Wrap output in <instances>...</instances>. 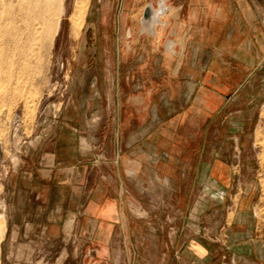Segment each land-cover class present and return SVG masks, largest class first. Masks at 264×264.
Returning <instances> with one entry per match:
<instances>
[{"label": "crops", "instance_id": "crops-1", "mask_svg": "<svg viewBox=\"0 0 264 264\" xmlns=\"http://www.w3.org/2000/svg\"><path fill=\"white\" fill-rule=\"evenodd\" d=\"M141 1L130 7L121 0L112 24L113 111L105 117L104 106L99 110L114 124L108 175L85 171L77 131L71 128L67 147L61 133L60 146L42 157L60 205L50 208L51 196L34 193L40 221L29 219L31 206L26 227L44 220L47 229L76 226L99 255L145 251L148 264H216L217 246L201 245V235H226L230 242L219 250L264 264V165L256 142L264 111V0H166L153 31H143L141 19L160 0L139 7ZM212 184L225 195L223 214L196 211L201 188ZM129 204L145 216L132 214Z\"/></svg>", "mask_w": 264, "mask_h": 264}, {"label": "rangeland", "instance_id": "rangeland-1", "mask_svg": "<svg viewBox=\"0 0 264 264\" xmlns=\"http://www.w3.org/2000/svg\"><path fill=\"white\" fill-rule=\"evenodd\" d=\"M120 1L0 0V264L152 262L150 252L145 251H122L121 256L119 252L109 251L105 256L99 255L95 250L97 244H86L76 226L64 229L61 224L47 229L44 223L48 220H44L36 227H26V211L38 204L34 193L51 196L54 202L49 203L50 208L60 205L56 200L62 196L61 192L55 184L46 181L54 175L49 166L42 163V157L48 159L45 153L56 143L60 146L61 133L66 132L62 143L67 147L73 143L71 128L77 131L78 149L88 160L85 171L101 176L103 173L107 176L110 171L109 149L114 124L102 119L99 110L104 106L105 117L113 111L110 101L113 102L115 94L112 90L115 86L113 56L117 45L112 24L118 16ZM132 2L134 0H127L126 4L132 7ZM144 3L143 0L138 6ZM47 25L50 35L47 31L45 34L43 28ZM256 142L264 165V111ZM240 164L241 155L236 152V171ZM259 173L260 188L264 190V169ZM37 183L42 187L36 188ZM224 196L214 184L202 187L196 211L209 208L223 214L227 205ZM128 209L138 218L145 216L144 210L134 209L131 204ZM28 211L30 220L40 221L36 207ZM47 211L50 215L51 210ZM54 215L60 224L62 212L55 211ZM172 232L169 237L174 238L176 231ZM229 239L226 235L214 238L202 234L201 245L213 242L217 246L218 250L212 252L216 264H256L255 259L243 256V252L219 250L224 249ZM115 240L118 244L119 234ZM127 242L131 246L132 240L128 238Z\"/></svg>", "mask_w": 264, "mask_h": 264}, {"label": "water", "instance_id": "water-1", "mask_svg": "<svg viewBox=\"0 0 264 264\" xmlns=\"http://www.w3.org/2000/svg\"><path fill=\"white\" fill-rule=\"evenodd\" d=\"M167 11L166 0H160L156 7L148 4L143 12L141 26L143 31H153L155 25L159 23L160 16Z\"/></svg>", "mask_w": 264, "mask_h": 264}, {"label": "bare ground", "instance_id": "bare-ground-1", "mask_svg": "<svg viewBox=\"0 0 264 264\" xmlns=\"http://www.w3.org/2000/svg\"><path fill=\"white\" fill-rule=\"evenodd\" d=\"M80 2H81V0H80ZM82 3H83V2H82ZM78 4H79V3H78ZM84 4H85V3H84ZM77 8H79V7H77ZM79 9H80V8H79ZM82 11H83V10H82ZM84 11H86V9H84ZM80 12H81V10H80ZM80 12H79V14L82 15V13H80ZM84 13H85V12H84ZM41 15H42V14H41ZM74 15H75V14H74ZM77 15H78V14H77ZM84 15H85V14H84ZM48 16H49V15H48ZM78 17H79V15H78ZM83 17H84V16H83ZM42 18H43V17H42ZM42 18H41V19H42ZM44 18H45V17H44ZM44 18H43V19H44ZM47 19H49V18H47ZM73 19L76 20L77 17H76V18H73ZM73 19H72V20H73ZM35 20H36V19H35ZM36 21H37V20H36ZM36 21H35V22H36ZM38 21H39V20H38ZM38 21H37V22H38ZM44 21H45V20H44ZM49 21H51V19H50ZM49 21H48V22H49ZM80 21H81V20H80ZM80 21H78V22H80ZM41 22H42L43 25H46L43 21H41ZM41 22H40V23H41ZM48 22H47V23H48ZM73 22H74V21H73ZM40 23H39V24H40ZM49 23H50V22H49ZM73 24L75 25L76 23H73ZM53 25H54V24H53ZM77 25H78V24H77ZM77 25H75V26H77ZM79 25H80V24H79ZM79 25H78V26H79ZM39 26H40V25H39ZM47 26H49V25H47ZM47 26H46V27H43V28H45V34H46V31H47V28L49 29L50 26H51V28H52V25H51V24H50L49 27H47ZM78 26H77V27H78ZM73 27H74V26H73ZM29 30H30V29H29ZM51 30H52V29H51ZM40 32H41V31H40ZM50 32H51V31H50ZM75 32L77 33L76 30H75ZM47 33H48V31H47ZM51 33H52V32H51ZM30 34H31V33H30ZM41 34H42V33H41ZM41 34H38V35H41ZM48 34H49V33H48ZM77 34H78V33H77ZM43 35H44V32H43ZM49 35H50V34H49ZM49 35H48V37H47V38H48L47 40H49ZM46 36H47V35H46ZM46 36H45V37H46ZM40 37H41V36H40ZM38 38H39V37H38ZM38 38H37V39H38ZM42 38H44V36H42L40 39H42ZM45 40H46V39H45ZM45 40H44V41H45ZM36 41H37V40H36ZM40 41L42 42V40H39L38 42H40ZM47 42H48V41H47Z\"/></svg>", "mask_w": 264, "mask_h": 264}]
</instances>
